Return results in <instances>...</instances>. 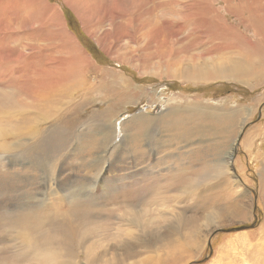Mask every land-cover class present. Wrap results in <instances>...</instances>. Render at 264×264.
Instances as JSON below:
<instances>
[{
  "label": "rangeland",
  "instance_id": "374dc122",
  "mask_svg": "<svg viewBox=\"0 0 264 264\" xmlns=\"http://www.w3.org/2000/svg\"><path fill=\"white\" fill-rule=\"evenodd\" d=\"M262 58L264 0H0V264H264Z\"/></svg>",
  "mask_w": 264,
  "mask_h": 264
},
{
  "label": "trees",
  "instance_id": "16d2710c",
  "mask_svg": "<svg viewBox=\"0 0 264 264\" xmlns=\"http://www.w3.org/2000/svg\"><path fill=\"white\" fill-rule=\"evenodd\" d=\"M88 48V50L90 49V51H92L93 53H98L97 49L95 48L94 45H89L86 46ZM239 87L238 89H236L235 87L231 86L230 84H220V83H216V84H212L209 85L207 87L201 88V91H207L209 93L210 96L213 97H217V96H222V95H227L230 93H235L238 92L239 93ZM190 90V87H189ZM200 91V92H201Z\"/></svg>",
  "mask_w": 264,
  "mask_h": 264
},
{
  "label": "bare ground",
  "instance_id": "6f19581e",
  "mask_svg": "<svg viewBox=\"0 0 264 264\" xmlns=\"http://www.w3.org/2000/svg\"><path fill=\"white\" fill-rule=\"evenodd\" d=\"M262 60H264L263 58H262ZM249 62H252V59L251 60H249ZM206 68V67H205ZM208 68V67H207ZM206 68V70H209V69H207ZM210 68V67H209ZM212 70V69H211ZM230 71H232V72H237L238 74H242L243 72H244V68H242L241 70H240V72H238V71H235V70H231V69H229ZM210 71V70H209ZM228 72V71H227ZM223 74V72H221V73H219L218 75H222ZM207 75V74H206ZM212 78V77H211ZM27 99V98H26ZM26 103V102H25ZM50 140V139H49ZM45 142H46V140H45ZM44 142V143H45ZM95 165V164H94ZM15 256V255H14ZM5 262V261H4Z\"/></svg>",
  "mask_w": 264,
  "mask_h": 264
},
{
  "label": "water",
  "instance_id": "95a60500",
  "mask_svg": "<svg viewBox=\"0 0 264 264\" xmlns=\"http://www.w3.org/2000/svg\"><path fill=\"white\" fill-rule=\"evenodd\" d=\"M239 138H240V134H238V137H237V139L235 140V142H234V144H233V146H232V149H233L234 151L236 150V145H237V142H238ZM237 229H242V227H241V228H233V229H231V230H237Z\"/></svg>",
  "mask_w": 264,
  "mask_h": 264
}]
</instances>
